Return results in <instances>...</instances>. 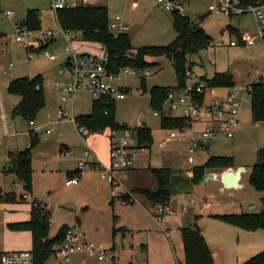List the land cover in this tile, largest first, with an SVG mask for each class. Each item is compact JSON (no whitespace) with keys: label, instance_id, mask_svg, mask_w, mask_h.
I'll use <instances>...</instances> for the list:
<instances>
[{"label":"rangeland","instance_id":"obj_1","mask_svg":"<svg viewBox=\"0 0 264 264\" xmlns=\"http://www.w3.org/2000/svg\"><path fill=\"white\" fill-rule=\"evenodd\" d=\"M216 3L217 0H186V4H184L183 14L191 22L202 17L199 26L212 38L210 46L196 55L189 56L188 61L194 63L191 71L198 78L202 76L210 78L214 73L229 72L233 75L236 86H249L256 82L262 73L264 46H229V42H236L237 38L227 30V25L253 36L256 33V20L253 14L246 13L233 17L227 24L228 17L208 11V7ZM96 4L107 8L110 20L116 15L122 16L129 26L127 34L130 36L133 50L144 46H165L176 36L172 27L171 13L161 9L152 0H139V6L134 11L129 8L130 0H100ZM29 9L39 11L41 22L40 30L32 32L33 38L37 42L34 47L14 41L13 24L16 21H22ZM3 11L13 12V16L8 18H2L0 13V34L2 36L0 38V71L3 73H1L3 78L34 77L38 73H41V76L49 74L46 78L47 85L43 84L45 107L37 116L34 126H29L27 120L20 116L14 119L8 116L10 103L16 100L15 97L5 93L0 102L2 105L0 113L2 110L4 116L3 118L0 115V185H3L7 192L13 190L18 200L12 203H1L4 204L5 210H0V239L4 238L1 229L4 227V215L8 213L19 218L26 207L23 206L21 210H16L17 205L28 207L31 205L30 198L20 200L22 194L29 195L30 193H25L21 187L13 188V184L16 183L14 176L11 174L3 176V167L7 165L6 153L9 144L16 143L19 149H24L28 142V133L24 134V132L42 125L43 129L37 131L41 136L40 143L32 151L34 174L31 192L33 191L37 200L45 202L44 206L51 214L49 236L55 235L62 225H74L75 217L78 216L82 222L81 228L88 240L103 244L107 249L116 253L117 264L133 262H138V264H184L178 228L189 225L194 213L197 216V223L200 221V225L205 231V240L210 239L209 243L213 247L221 244L217 241L221 237H227V228L231 225L224 223L216 216L224 215L231 206L227 208V204L219 203L206 206L207 200L200 194L199 190L201 189H196L202 188L198 185L194 190L192 189L193 193L192 191L189 193L192 194L191 196H187L186 193L177 194L180 196H175L169 203V208L173 212L165 213L160 218L161 221L155 220L156 208L153 210L151 208L148 213L142 207V202H148L142 195L133 194L136 201L132 204L124 203L120 199L124 194V190L119 186L121 179L120 183L112 184L111 187V184L101 179L99 170L86 168L85 176L80 178L77 186H65V181L69 179L66 176L67 170L77 165L82 149L75 125L69 118L88 114L92 99L86 92L76 93L73 96L74 106L72 109L68 103L60 101L61 92L56 90L55 86L65 84L70 78L67 73L60 72L67 59L64 53L67 44L46 0H0V12ZM47 31H51L54 35V40L48 44V41H44L46 39L44 34ZM39 40L42 41L39 42ZM71 45L78 53L84 52V50L90 51L89 49L97 55L103 52L101 46L84 42L80 36H77ZM45 53L55 57V60L47 58ZM152 62H155V65L149 68L147 71L149 76L145 78L147 92L141 91L139 78L133 75L122 76L116 82L118 86L127 89V92L125 100L115 101V119L117 123L124 124L133 131L139 125L151 130L152 145L150 150L146 149L143 152L144 149L142 151L139 149L140 154L134 158L136 164L138 161H142L148 164L150 169L169 167L175 172L181 171L185 175V172L192 168L187 160L186 147L184 143L177 140L167 141L168 143L165 145L161 144L165 138L167 139L168 130L161 129L160 116L154 117L148 92L153 86H174L176 84L174 71L171 62L166 58H154ZM222 93L221 88L208 90L205 101L208 102L211 96L222 95ZM60 104L66 110L68 117L66 119L60 118L58 114ZM141 118L143 119L142 124H140ZM12 123L14 127L9 126H12ZM238 126L244 132H241L234 140H217L212 143L210 150H197L194 166L203 165L210 156L232 157L234 164L243 163L246 166L247 175H249L252 166L257 161V152L264 150V124L253 122L250 115V104L243 103ZM45 131H49V134H45ZM13 132L17 133L15 137L11 136ZM87 136L89 140L91 135ZM94 140L99 157L105 159L107 149L105 136L100 135ZM61 145L68 148L58 151L60 147H63ZM79 147L81 149H78ZM68 149L71 151L70 154L60 155L61 151L67 152ZM152 180L156 182L154 175L149 170H134L125 183L133 189L138 186L155 189L157 184L152 188ZM83 182H85L84 186L79 188V184L82 186ZM46 189L50 191L48 196L45 195L48 191ZM82 207L84 208L82 209ZM183 208H186L184 212ZM113 229L116 230L114 236ZM125 230H127V234H125ZM165 232L169 237L165 235ZM121 235L126 238H121ZM21 241L26 243L25 240ZM230 242L227 240L224 244ZM224 244L222 246L226 250L229 249L225 254V263L234 261L238 254ZM116 248L117 252H115ZM88 264L109 263H96L89 259Z\"/></svg>","mask_w":264,"mask_h":264},{"label":"trees","instance_id":"obj_2","mask_svg":"<svg viewBox=\"0 0 264 264\" xmlns=\"http://www.w3.org/2000/svg\"><path fill=\"white\" fill-rule=\"evenodd\" d=\"M261 0H238L239 6L247 7L256 5ZM191 22L186 15L178 12L171 13L172 27L176 33L175 38L165 46H144L133 50L130 36L125 32L114 37L108 29L109 15L105 6L94 5L78 7L75 9H63L56 12L58 27L66 32H79L84 42L97 43L105 51L108 58V69L116 73L120 69L131 68L145 72L155 65L154 58H166L171 62L176 78L175 87H156L149 89L150 107L160 115V127L164 130L181 129L187 125L182 117L169 118L164 115L163 103L167 95L183 88L186 81V72L192 73L193 62H189V56L196 55L212 44V38L200 28L199 22ZM22 26L31 32L40 30L39 11L29 9ZM230 33L234 34L237 42L241 35L230 27ZM52 40L47 42L50 43ZM140 76V89L147 92L145 78ZM198 78V77H197ZM206 83V89L197 96L201 104L205 100L206 91L214 88H232L236 83L229 72L214 73L212 77L198 78ZM127 92V89H126ZM7 93L18 97V102L10 111L11 118L22 117L27 122H33L41 110L45 107V92L43 79L40 75L33 78L19 77L11 80L7 86ZM245 99L250 104L251 119L255 123L264 124V80L260 77L247 88ZM111 97H101L92 100L90 112L74 117L78 127L85 128L88 133H108L111 130L127 128L124 124L116 122V106ZM137 136V148L149 149L152 145L151 130L142 126L135 130ZM29 142L26 148L20 151H9L7 165L3 169L4 174H11L17 182L22 184L25 193L32 190V151L40 143L39 136L29 132ZM235 166L232 157L210 156L201 166H193L185 172H175L171 168L162 167L149 169L156 179L157 187L134 188L130 193H124L121 200L124 203L133 202V194L142 195L154 207L166 206L173 196L179 193H191L194 186L198 185L203 176L209 171L224 170ZM72 172L69 173V178ZM248 184L257 192H264V150L257 152V161L252 166L248 175ZM24 195V194H23ZM23 195L20 200H23ZM18 201L14 192L5 193L0 188V203H12ZM30 207L29 219L23 222L8 224L10 231H27L31 235V249L35 264H45L53 254V246L60 244L64 239L65 231L69 226L63 225L53 237H49L51 214L46 207L34 200ZM221 221L244 231H261L264 235V198L261 199V211L258 213L224 214L218 215ZM113 236L116 230L113 229ZM183 248L184 264H214L212 253L201 234L196 222L188 227L180 229ZM242 264H264V250L252 256Z\"/></svg>","mask_w":264,"mask_h":264},{"label":"built area","instance_id":"obj_3","mask_svg":"<svg viewBox=\"0 0 264 264\" xmlns=\"http://www.w3.org/2000/svg\"><path fill=\"white\" fill-rule=\"evenodd\" d=\"M54 20L56 21V12L63 9H75L78 7L94 6L100 0H46ZM157 6L166 12H178L184 15L183 4L179 0H152ZM139 0H130L129 8L136 10ZM208 11L217 13L225 17L241 16L246 13L253 14L256 20L255 35L243 34L240 42L244 46H264V0L256 5L247 7L239 6L238 0H217L216 4L210 5ZM2 18L13 16L12 11L1 12ZM60 29V28H59ZM108 29L114 37L121 33H127L128 25L124 22L122 16H114L109 19ZM14 41L19 44L33 43L35 46L36 39L26 27L22 26L21 21L13 24ZM60 33L66 41L64 53L67 56L61 73H67L69 80L65 84H57L55 89L62 94L63 102L73 101L76 93L86 92L92 100H98L101 97H111L114 100H124L126 98V89L116 84L120 77L125 75H133L138 78L140 76H149L147 71L141 72L131 68L120 69L113 73L108 69V58L103 50L100 55L81 52L78 53L71 42L80 36L79 32H66L60 29ZM44 41L54 40L51 31H47ZM42 40H39L41 42ZM231 47L240 45L237 41H230ZM30 47V46H29ZM45 56L50 60L55 57L49 53ZM11 68V67H10ZM261 78L264 80V65L262 66ZM186 81L183 88L174 90L167 95L163 103L164 115L169 118L182 117L186 120L187 125L181 129L168 130L166 141H179L186 145L188 152V163L193 165L194 153L197 149H205L210 142L219 139H232L239 125V114L245 99L247 88L232 87L222 88L225 95L222 99L215 98L206 102L205 100L199 104L197 96L202 94L206 89V83L200 81L191 72H186ZM211 90V89H209ZM212 94V93H211ZM213 97V96H212ZM62 118L67 117V113L59 111ZM154 117H159V113L153 112ZM75 125V129L80 137L82 151L76 168L72 171V175L65 181L66 186L76 185L80 178L84 175L85 169L94 164L95 156L87 143L88 131L83 127H78L74 122V117L69 118ZM30 125L33 122H29ZM49 133V131H47ZM109 146V163L104 166L101 172V179L109 184L120 183L122 175L134 165L135 154L138 152L137 137L135 132L130 128L121 130H111L108 133ZM165 141V142H166ZM61 156H66L71 152L68 150L61 151ZM24 199L29 195L24 194ZM35 199H31V203ZM186 208H183V212ZM169 204L157 207L156 221H160L165 213H172ZM52 256L45 264H65L72 256H84L98 263L108 262L116 263L115 253L107 249L103 244H97L87 241L85 235L78 224L69 226L65 231L64 239L60 244L53 246ZM0 264H35L33 255L30 251H12L0 252ZM129 264H138L133 262Z\"/></svg>","mask_w":264,"mask_h":264},{"label":"crops","instance_id":"obj_4","mask_svg":"<svg viewBox=\"0 0 264 264\" xmlns=\"http://www.w3.org/2000/svg\"><path fill=\"white\" fill-rule=\"evenodd\" d=\"M179 1L183 4V6H184V4H186V0H179ZM132 11H134V10H132ZM233 17H237V16H233ZM233 17H230V18H228V20H226L227 24L230 22V20ZM197 20L198 19H195V21H197ZM228 27H230V25H227V30L229 31ZM128 28H129V26H128ZM230 28H232V27H230ZM232 29H235V28H232ZM235 30L238 32L239 35L248 34L246 32L240 31L239 29H235ZM0 38H2L1 34H0ZM94 44H97V43H94ZM97 45L100 46V44H97ZM242 46L245 47L244 45H242ZM101 49L103 50L102 47H101ZM89 50L90 51L84 50V52L85 53L95 54L91 49H89ZM5 52H6V50H5ZM3 72L5 73V71H3ZM1 73H2V71H0V102L3 100L5 93L8 94L7 93V86H8V83L11 80H13L15 78H19V77L33 78L32 76H19V77L3 78ZM47 74H49V73H46V76L45 75L41 76V73L37 74V75H40L42 77L43 84L45 83L46 85H47L46 78L48 76ZM37 75H35V76H37ZM260 77H261V74L259 75L258 79ZM175 86H176V84L174 86H169V87H175ZM237 87H243V86H237ZM248 87L249 86H245V88H248ZM222 91H223L222 95H217V96H213V97L211 96L208 101L214 99V97L218 98V99H222L224 97V95H225V91L224 90H222ZM10 96H13V95H10ZM13 97H15L16 100H14L12 103H10L11 107L9 108V113H8V116L10 118H11L10 111L13 108V106H15L17 104V102L19 100L18 97H16V96H13ZM61 97H62V94H61ZM61 97H60V101L62 103H68L70 105V108L72 109L73 106H74V98H73V101L63 102L61 100ZM0 106L2 107L1 104H0ZM58 108H59V111L62 110L63 112H66V110H64L61 107V104H60V106H58ZM59 111H58V114H59ZM89 112H90V110H89ZM0 115L3 116L2 110H1ZM3 118H4V116H3ZM60 118H62V117L60 116ZM66 118H68V117H65V119ZM239 118H240V114H239ZM36 119H37V117H36ZM36 119L33 121L32 125H30L28 123L29 126H34L35 123H36ZM9 126L10 127H14L13 123H12V126L11 125H9ZM42 129H43V127L41 125V126H36L33 129H28V132H24V134L28 133V142H29V137H30L29 136V132H33L35 134H38L37 131L38 130L40 131ZM241 132H244V131H242L240 126H238L234 137L232 139H229V141L234 140ZM45 134H49V133H47V131H45ZM88 134H90L91 137H89V140H88V136L86 137L87 143H88V146L91 149L92 153L95 156L94 164H92L89 167V169L90 170H99L100 171L104 166H107L108 163H109L108 138H107L106 133H100V134L88 133ZM16 135H17L16 132H13L11 134V136H14V137ZM100 135L105 136V140H106L107 149H106V158L105 159L99 157L98 152L96 150V142H95L94 138L98 137ZM38 136H39V139H40L41 136L39 134H38ZM165 139L163 140V142L161 144L165 145L166 143H168L167 141L165 142ZM219 140H221V139H219ZM215 141H217V140H214V141L210 142V144L205 149H197V150H199V151H208V150H210V147H211L212 143L215 142ZM28 142H27V145H28ZM80 142H81V140H80ZM181 143H183V142H181ZM9 145L10 146L8 147L6 155L8 154L9 151H20V150H23V149H19V146L16 143L14 145H13V143H10ZM27 145L25 146V148L27 147ZM184 145H185V143H184ZM184 145H183V147H184ZM61 146H63V147H60L58 151H60L61 149L68 148V147H66L64 145H61ZM81 146L82 145L80 144V147ZM80 147L78 149L82 148V147L81 148ZM185 147H186V145H185ZM148 150H150V148ZM197 150L195 151V153L193 155L194 163H195V154L197 153ZM81 151H82V149H81ZM141 151H142V149H141ZM141 151L138 150V152L135 154V157L138 156ZM144 151H146V149H144L143 152ZM80 154H81V152H80ZM6 161H7V159H6ZM194 163H193V165H191L192 167L194 166ZM32 168H33V163H32ZM75 168H76V166H74L73 168L67 170L66 176L68 178H69V173H71ZM167 168H169V167H167ZM3 169H4V167H3ZM149 169H150V167H149L148 164H145L142 161H138L137 164H136L135 160H134L133 167L130 168L128 171H126L122 175L121 183H120L119 186L122 187V189L124 190V193H127V192L130 193V191L133 189L132 187L127 186V184L125 182L128 180L130 175L132 173H134V170H149ZM33 174H34V168H33ZM8 175L9 174H4L3 173V176H8ZM207 175H208L207 178H205L203 181H201L198 184V186H200L202 188H196L197 186L194 187L196 189H201V190H199V191H201L200 194L207 200V205L206 206H209L210 204H213V203L227 204V206H226L227 208L229 206H231L230 209H227L228 211H226L227 213H225V214L258 213V212L261 211V199L264 198V192H257L248 184L247 168H246V166L243 163L235 164V166L233 168H231V171L230 170H226V169H224V170H214V171H209L207 173ZM152 181L153 182H152L151 186H152V188H154V186L156 185V182L154 180H152ZM85 182H83L82 186H80V184H79L78 187L82 188L84 186ZM77 185L78 184L70 185V186H66L65 185V186L66 187H71V186H77ZM114 186H116V185H114ZM16 187H21L22 188V184H20L19 182L16 181V183L13 184V188L15 189ZM111 187H112V184H111ZM138 187H140V186H138ZM0 188L5 193L14 192L13 190L8 191V192L5 191V187L3 185H0ZM135 188H137V187H135ZM140 188H146V187L141 186ZM194 188H193V190H194ZM46 190H48V189H46ZM192 193H193V191H192ZM33 194H34L33 191L29 194L30 201H31V199H35V200L38 199ZM49 194H50V191L49 190L46 191L45 195L48 196ZM180 195H182V193ZM180 195H175V196H180ZM186 195L187 196H191L192 194H186ZM175 196H173L172 199H174ZM132 197L134 199L132 203H134L136 201V198H135L134 195ZM172 199H171V201H172ZM37 201L40 202V203L42 202L41 204H43V205H46L45 202H43V200L42 201L41 200L40 201L37 200ZM142 204H143L142 207L148 213L151 211V208H152V210L155 209V208L157 209V207H152V205L149 202H142ZM23 206L26 207V208H24L23 214L19 218H17V216L15 217V216H13L11 214H8V213H6L4 215L5 216L4 217V221H3L4 227L1 228L2 229V235H3L4 238H3V240L0 239V252L30 251V249H31V235H30V233L27 232V231H25L24 233H22L21 231H16L17 233H15L13 231L9 232L10 230L7 228L8 224L16 223V222H23V221H27L29 219V213H30V206L31 205L29 207L25 206V205H17L16 210H21ZM200 206H202V205L200 204ZM83 208L84 207H82V209ZM0 210H2V211L5 210L4 209V204L0 203ZM216 214H221V213H216ZM193 216L194 217L192 219V222L189 225H187L186 227L191 226V225H193L196 222L201 234L203 235V237L205 239V236H204V232L205 231H204L203 227L200 225V221H199V223H197L196 214L193 213ZM74 222L75 223H73V224H78L79 227L81 228V223L82 222H81V220H80V218L78 216L75 217V221ZM67 226H71V225H67ZM183 227H185V226L179 227L178 228V232H180V229L183 228ZM230 227L227 228V230H228L227 233H226L227 237H225V238L221 237L217 241V242H221V244L216 245L215 247H213L209 243L210 239L205 240L207 245H208V247H209V249H210V251H211V253H212L214 264H242L243 262H245L246 260H248L252 256H254V255H256L259 252L264 250V235H263V233L261 231H259V230L258 231H244L242 229H239V228H236V227H233V226L231 228ZM81 230H82V228H81ZM83 233H84V231H83ZM127 233H128L127 230H125V234H127ZM84 235H85V233H84ZM165 235L167 237H169L167 232H165ZM53 236H49V237L51 238ZM85 238H86L87 241H90V240H88L86 235H85ZM121 238L124 239L126 237L121 235ZM21 240H25L26 243L24 244ZM227 240L231 241V242L229 244H224L225 241H227ZM113 244H115V243H113ZM223 244L227 248H230L231 250H235L236 253L238 254L234 261L231 260L232 263L231 262L225 263V254H226V251H228L229 249L226 250L225 247L222 246ZM172 249H173V247H172ZM115 252H117V248H116ZM115 255H116V253H115ZM116 260H117V256H116ZM88 261H89L88 258H86L84 256L77 255V256H72L67 262H65V264H88ZM96 263H98V262H96ZM116 263H117V261H116ZM178 264H180V263H178Z\"/></svg>","mask_w":264,"mask_h":264},{"label":"water","instance_id":"obj_5","mask_svg":"<svg viewBox=\"0 0 264 264\" xmlns=\"http://www.w3.org/2000/svg\"><path fill=\"white\" fill-rule=\"evenodd\" d=\"M29 46H30V47H34V44H33V43H30ZM142 120H143V119L141 118V119H140V124L142 123ZM139 126H140V125H139ZM226 170H230V171H231V168H228V169H226ZM207 176H208L207 174L204 175L201 181H203L205 178H207Z\"/></svg>","mask_w":264,"mask_h":264}]
</instances>
